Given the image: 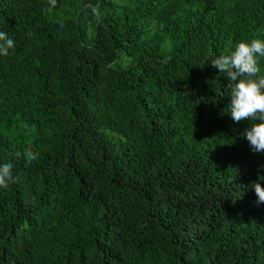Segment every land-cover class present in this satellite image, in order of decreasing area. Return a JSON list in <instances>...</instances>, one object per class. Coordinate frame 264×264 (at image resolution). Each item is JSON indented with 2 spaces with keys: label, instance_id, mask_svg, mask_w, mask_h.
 Segmentation results:
<instances>
[{
  "label": "trees",
  "instance_id": "obj_1",
  "mask_svg": "<svg viewBox=\"0 0 264 264\" xmlns=\"http://www.w3.org/2000/svg\"><path fill=\"white\" fill-rule=\"evenodd\" d=\"M49 7L0 0V264H264V153L210 64L264 0Z\"/></svg>",
  "mask_w": 264,
  "mask_h": 264
},
{
  "label": "clouds",
  "instance_id": "obj_2",
  "mask_svg": "<svg viewBox=\"0 0 264 264\" xmlns=\"http://www.w3.org/2000/svg\"><path fill=\"white\" fill-rule=\"evenodd\" d=\"M48 2L50 7L45 11L51 12L57 0ZM93 11L98 16V12ZM14 48L15 41L6 32L0 31V55L8 56L9 50ZM258 56L264 57V40L252 39L250 42L241 41L230 53L216 56L210 64L229 80L226 87L231 97L228 106L231 118L237 123L253 121L244 136L254 153H264V74H261L258 66ZM26 157L29 163L37 158L31 149L26 152ZM17 180L12 163L0 165V187L7 188L9 182L15 183ZM252 187L258 198L257 204L264 203V185L257 181L253 182Z\"/></svg>",
  "mask_w": 264,
  "mask_h": 264
}]
</instances>
